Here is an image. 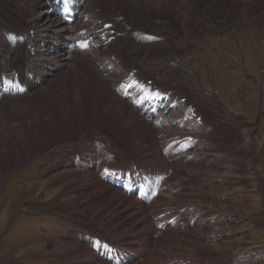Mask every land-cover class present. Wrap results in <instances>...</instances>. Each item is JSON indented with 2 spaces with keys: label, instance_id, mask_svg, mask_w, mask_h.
I'll use <instances>...</instances> for the list:
<instances>
[{
  "label": "rangeland",
  "instance_id": "1",
  "mask_svg": "<svg viewBox=\"0 0 264 264\" xmlns=\"http://www.w3.org/2000/svg\"><path fill=\"white\" fill-rule=\"evenodd\" d=\"M34 1L14 0L21 8L13 13L44 12L34 8ZM144 1L125 0L119 10ZM217 1L153 0L127 30L148 36L137 35L131 45L134 66L166 80L170 99L189 88L203 120L219 126V138L200 134L203 126L191 108L183 112L184 102L175 104L172 119L176 126L188 124L187 129L161 130L141 122L143 117L85 58L73 73L59 71L39 91L0 101V264H103L93 254L94 241L102 248L103 239L123 250L127 257L119 256L122 261L139 249L144 254V247L155 251L140 260L136 256V264L153 257L156 264H264V2ZM11 8L0 0V74L16 49L3 36L12 22ZM111 66V77L123 85L127 68L114 61ZM68 87L72 91L66 100L61 89ZM113 99L118 106H108ZM114 126L119 128L109 130ZM123 128L128 129L125 136ZM162 131L165 139L194 141L185 149L190 162L164 156L156 135ZM141 132L140 142L134 133ZM95 139L107 144L104 159H136L151 175H168L172 191L163 193L158 207L138 210L140 203L121 191L120 197L103 191L104 184L86 186L98 182L97 169L87 172L70 160L81 155L85 141ZM166 204L174 206L171 213L184 207L189 219L184 228L157 234L152 217L162 220ZM196 251L208 252L203 261L196 259Z\"/></svg>",
  "mask_w": 264,
  "mask_h": 264
},
{
  "label": "bare ground",
  "instance_id": "2",
  "mask_svg": "<svg viewBox=\"0 0 264 264\" xmlns=\"http://www.w3.org/2000/svg\"><path fill=\"white\" fill-rule=\"evenodd\" d=\"M7 2H9L10 4H11V6H12V8H11V10L12 11H14L15 10V8H16V6H17V8H21V6L20 5H18L16 2L14 3V0H6ZM23 2H29L30 0H22ZM128 1H131V0H128ZM151 1H153V0H146V1H144L143 2V4H141V5H139V6H143V7H145V9L147 8V9H151ZM219 1V0H218ZM217 1V2H218ZM120 2H122V3H124L125 2V0H87V4H86V6L83 8V13H82V15H81V17H80V21H81V23L82 22H84V24H85V16H86V14L92 9V10H96L98 13H104V14H106V13H112V11H116L120 16H124L123 14V10H126V9H132V10H134V9H136V8H133V6H135L134 4H132V3H130L129 2V4L128 5H123L122 6V10H119V3ZM223 2L224 3H226V4H231V2H232V0H223ZM264 2V0H262V3ZM103 4H105L104 6H103ZM38 7H41V5H44V3H41V2H39L38 4ZM85 5V4H84ZM139 6H137V8H142V7H139ZM154 6V5H153ZM159 5H157V7H158ZM164 7L163 8H167L166 7V5L164 4L163 5ZM100 8V9H99ZM114 8H115V10H114ZM160 8V7H159ZM162 8V7H161ZM162 10V9H161ZM168 10V9H167ZM167 10H164L165 12H167ZM11 11V13H12V16L14 17V13ZM25 11V10H24ZM172 11V10H171ZM26 13V12H25ZM37 15H39L38 17H36ZM22 16V15H21ZM15 17H17L19 20H17L16 22H15V24H13V26H15L16 27V31L15 32H17L18 34H19V32L20 33H22V32H28L29 31V29H32L33 31H32V33L29 35V38H27V39H25V41L24 42H22V38H19L18 39V41L15 43L16 45H20L21 47L22 46H24V43H32V45H36V40H37V38L38 39H41L42 40V44H41V47L42 48H40L39 49V51L38 52H36V54L34 53V51H32V52H25V53H23V57L21 58V60L19 59V61H18V65H20V64H24L25 66H31L35 61H39L40 62V66L42 67V68H45L46 67V69L47 68H49L48 66H52V65H54V62H52V59L50 58V55H49V53H50V49H51V47L54 45V44H57V42L58 41H62V46L60 47V49H61V54H60V56H59V60H58V62H59V64L60 65H63V67L64 68H66L65 69V71L66 70H68V72H71L72 71V73L75 71V68L74 67H76V65H77V62H78V60H80V59H87L88 60V62L89 63H91L90 62V60H89V58H87L85 55L84 56H81V58H79L78 56H70L69 54H68V49H67V45H68V41H69V39L71 38L69 35L71 34V29L69 28V27H65V25H61L60 23V20L56 17V15H55V13L54 12H52V11H50L49 9H46V10H44V12H41V13H34V14H32V15H30V16H27L28 18H26V17H23L22 16V18L20 17V16H15ZM31 18V19H30ZM25 19H27V20H25ZM29 19V20H28ZM36 23H39L40 25H39V28L38 29H36L35 27H34V25H36ZM37 26V25H36ZM62 26V27H61ZM78 27H80V25L78 24ZM90 35H92V33L90 32ZM19 37H22L21 35L19 36ZM123 41H124V39H123ZM121 44L123 43V42H120ZM119 44V45H117L116 43L114 44V46L112 47V53H111V55H113V53H118V54H122L123 55V50H127V48L126 47H122L124 44ZM182 48V50H183V48L184 47H181ZM109 52H110V50H108V53H107V55L109 54ZM104 54H106V53H104ZM27 56H32L33 57V59L31 60V59H29V60H26V57ZM124 56V55H123ZM72 58V60L71 61H73V63H69L67 66L66 65H64L67 61H69L70 59ZM126 59H127V57H125ZM74 62H76V63H74ZM92 64V63H91ZM70 66H73L72 67V69H70V68H68V67H70ZM95 67V66H94ZM68 68V69H67ZM49 69H51V68H49ZM95 70L94 71H96V72H99V74L105 79V77H104V75L95 67L94 68ZM113 73L114 72H110V76H113ZM52 75H56L55 73L54 74H52ZM84 76L87 78H85L86 79V85L88 86V85H90V81H89V76H88V74H85L84 73ZM106 80V79H105ZM113 81H117V80H115V79H112ZM48 81V80H47ZM106 82H107V80H106ZM89 83V84H88ZM45 86V85H44ZM43 86V87H44ZM43 87H40V89H42ZM40 89H36V90H40ZM36 90H34V91H36ZM62 90V92L64 93V94H66V96H65V98H66V100H69V93L72 91V87H68L67 88V90L65 89V88H63V89H61ZM34 91H31L32 93L34 92ZM82 91H84L83 89H82ZM114 91V90H113ZM183 92H186V90H182ZM29 93V94H26V95H31L32 93ZM115 92V91H114ZM116 93V92H115ZM50 95H52V96H54V94L53 93H51ZM116 95L118 96V97H120L117 93H116ZM51 96V97H52ZM23 97V96H22ZM17 98V97H16ZM19 98V97H18ZM121 98V97H120ZM121 99H123V98H121ZM8 100V99H7ZM123 100H125V99H123ZM117 101V100H116ZM115 101V99H113V101H112V104H110V105H108V106H118L119 104H117V102ZM126 102H128L129 104H130V106L140 115V113H139V111L138 110H136L135 109V107L133 106V104L131 103V101L130 100H125ZM188 101L190 102V101H192L191 100V98H188ZM66 103L69 105V103L66 101ZM187 104H188V102H187ZM192 106H193V104H189V107H187L188 109L189 108H191L192 109V113L195 111V112H197V110H195L194 108H192ZM75 108V107H74ZM18 109H20V108H18ZM171 111V107L169 106L168 108H166V109H164V115H163V117H162V120H163V118L164 117H166L167 115H168V113ZM151 113H153V112H151ZM141 116V115H140ZM139 116V117H140ZM142 117V116H141ZM143 121H146L144 118H142L141 119V122H143ZM200 123L201 124H203L204 122L203 121H200ZM199 123V124H200ZM149 124V123H148ZM109 125V124H108ZM110 126V125H109ZM123 126V125H122ZM119 128V126H114V127H110V129L109 130H111V131H113V132H115V128ZM152 127V126H151ZM206 127V131H207V133L210 135V132L212 133V135L214 136V137H217V138H219V136H221V134H222V131H220V129L219 128H217V130H214V129H209L208 127H210V124L208 125V123H207V125L205 126ZM153 128V127H152ZM183 128H186V127H183ZM110 131V132H111ZM127 131H128V129H126V128H123V130L121 131V133L123 134V136H125L126 135V133H127ZM118 133V132H117ZM142 134V132L141 133H139V134H135L134 133V136L136 135V136H139V137H137V139L138 140H140V142L143 140L142 138L143 137H141L140 135ZM211 136V135H210ZM156 139V138H155ZM183 141H185L186 143V145H191V141L188 139V138H185ZM133 148V147H132ZM134 149V148H133ZM134 153H136V152H134ZM76 155V154H75ZM186 157H188V155L187 156H184V157H182V158H180V156L178 155V158L182 161V162H187V160L188 159H191V158H186ZM183 169H184V166L182 165V166H180L179 167V170L181 171V174H184V171H183ZM185 170V169H184ZM186 172H187V169H186ZM185 172V173H186ZM99 180H96V181H98V182H95V184L96 185H94V183L92 182L90 185L89 184H85L86 186H89V187H93V189L94 188H96L97 186H99V187H103V184L105 185V186H108L107 188H103V191H107V192H117L116 194H118L120 197L121 196H123L122 195V193H120V191L119 190H116V189H113V188H111L109 185H107V184H105V183H103L102 182V180H101V178H98ZM123 194H124V196H125V194L126 193H124L123 192ZM262 196V195H261ZM130 197V196H129ZM264 197V196H263ZM119 201H120V199H119ZM137 202H139L140 203V207H139V209L138 210H141L142 209V207H141V205L142 206H144L140 201H138V200H136ZM136 201H132L133 203H137ZM135 238H137V240H139L140 238H139V233L138 234H136V236H135ZM95 242V245H98V244H96L97 242L96 241H94ZM143 244V243H142ZM141 244V245H142ZM62 247H63V245H62ZM75 247V246H74ZM61 250V249H60ZM68 250H69V248H68ZM67 250V251H68ZM70 250H71V248H70ZM141 249H139L138 250V252L140 251ZM73 251H74V249H73ZM151 251V252H150ZM201 251V250H200ZM70 252V251H69ZM68 252V253H69ZM143 252H144V254L143 255H137L139 258L140 257H142V256H144L145 254H146V252H148V254L150 255L151 253L153 254L155 251H152V250H145V247H144V249H143ZM208 253V252H207ZM207 253L205 254L204 252H199V251H196V253H194V256L196 257V256H198V257H200L201 258V256H204L203 258H205V256L207 255ZM210 253V252H209ZM93 254H94V256H96V254H98L97 255V257L98 258H95L94 257V259H97L100 263H103V264H105L104 263V261H109L110 263H107V264H116L117 263V258H115V259H113L111 256H104V254H106V252L105 251H103V252H98V253H96V252H93ZM210 254H213V253H210ZM102 255H103V257H102ZM138 257H136V256H134V255H129V257L125 260V261H123V262H126V264H136V259L138 258ZM152 257V256H151ZM121 257H119L118 256V259L120 260V262H121V260L122 259H120ZM138 258V259H139ZM137 259V260H138ZM158 260V259H157ZM157 260H156V262H157ZM201 260V259H200ZM218 263V262H217ZM122 264H124V263H122ZM147 264H156L155 263V258L153 257L152 259H151V261L150 262H148Z\"/></svg>",
  "mask_w": 264,
  "mask_h": 264
}]
</instances>
